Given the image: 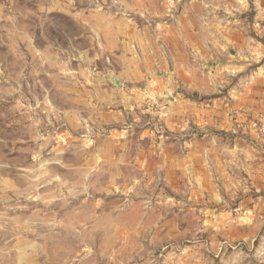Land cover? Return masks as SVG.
Listing matches in <instances>:
<instances>
[{"label":"rangeland","instance_id":"1","mask_svg":"<svg viewBox=\"0 0 264 264\" xmlns=\"http://www.w3.org/2000/svg\"><path fill=\"white\" fill-rule=\"evenodd\" d=\"M200 1L209 4L0 0V264H264V188L241 164L234 178L217 172L214 186L206 178L168 186L162 171L145 182L132 164L100 162L104 138L94 141L93 121L88 130L69 124L98 109L95 88L117 61L121 16L146 27L143 37L165 56L164 27L186 6L210 18L190 17L193 29L245 28L264 46V31H254L264 27V3ZM147 94L162 127L169 104Z\"/></svg>","mask_w":264,"mask_h":264},{"label":"crops","instance_id":"2","mask_svg":"<svg viewBox=\"0 0 264 264\" xmlns=\"http://www.w3.org/2000/svg\"><path fill=\"white\" fill-rule=\"evenodd\" d=\"M197 2L209 4L190 0ZM254 3L261 7L264 0ZM186 7L175 19L176 25L164 27L167 56L143 37L146 27L137 26L131 15L118 18L113 35L122 43L114 48L119 50L116 63L95 88L98 109L92 116L82 113L81 121L72 116L69 124L73 129L80 122L88 130L93 121L94 141L104 138L98 145L100 162L132 164L145 182L153 172L162 171L168 186L178 180L200 187L203 178L214 186L217 172L223 170L230 177L235 175L234 165L241 164L260 192L264 188V46L245 28H213L215 24L204 21V30L193 29L187 22L190 17L210 18ZM262 9L259 20H264ZM255 30L259 35L264 27ZM181 90L199 99L211 97L207 102L190 99ZM82 92L84 99L89 92L87 88ZM147 92L163 93L169 104L162 127L146 104ZM112 145L114 156L108 152ZM128 190L129 195L134 191L133 187Z\"/></svg>","mask_w":264,"mask_h":264}]
</instances>
